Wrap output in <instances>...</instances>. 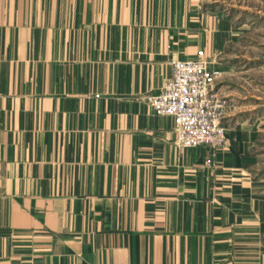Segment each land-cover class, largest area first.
<instances>
[{
  "label": "crops",
  "instance_id": "1",
  "mask_svg": "<svg viewBox=\"0 0 264 264\" xmlns=\"http://www.w3.org/2000/svg\"><path fill=\"white\" fill-rule=\"evenodd\" d=\"M229 8L0 0V264H264L257 115L218 58ZM199 52L237 105L220 152L177 149L144 102Z\"/></svg>",
  "mask_w": 264,
  "mask_h": 264
},
{
  "label": "built area",
  "instance_id": "2",
  "mask_svg": "<svg viewBox=\"0 0 264 264\" xmlns=\"http://www.w3.org/2000/svg\"><path fill=\"white\" fill-rule=\"evenodd\" d=\"M170 68V79L157 94L146 97L145 104L154 116L173 120L177 149L223 150L226 140L221 121L227 105L214 92L219 73L208 71L200 58L171 61Z\"/></svg>",
  "mask_w": 264,
  "mask_h": 264
},
{
  "label": "rangeland",
  "instance_id": "3",
  "mask_svg": "<svg viewBox=\"0 0 264 264\" xmlns=\"http://www.w3.org/2000/svg\"><path fill=\"white\" fill-rule=\"evenodd\" d=\"M222 1L230 8L219 14L231 23L233 38L228 47L230 52L224 51L218 54V58L230 60L228 69L231 71L232 82L237 87L240 99H243L241 101L248 105L242 111L257 115L249 122L253 135L251 153L254 177L261 181L264 192V0ZM198 58L203 61L201 52L197 53ZM223 96L218 97L226 102V115L234 111L237 105ZM251 97L253 101L258 100L256 109L250 107L253 105L249 102Z\"/></svg>",
  "mask_w": 264,
  "mask_h": 264
}]
</instances>
